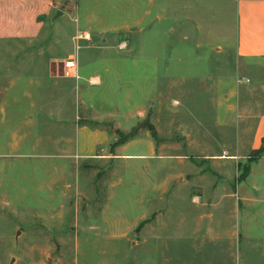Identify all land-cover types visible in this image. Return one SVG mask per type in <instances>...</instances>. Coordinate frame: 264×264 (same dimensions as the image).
Returning a JSON list of instances; mask_svg holds the SVG:
<instances>
[{
	"label": "rangeland",
	"instance_id": "374dc122",
	"mask_svg": "<svg viewBox=\"0 0 264 264\" xmlns=\"http://www.w3.org/2000/svg\"><path fill=\"white\" fill-rule=\"evenodd\" d=\"M68 3L71 4L68 14L56 22L61 42H57L55 33L44 56L67 57L72 50L81 73L98 70L103 74L101 87H91L79 80L93 97L90 117L99 108L121 116L123 111L137 106L142 110L138 117L145 113L146 89L150 82L153 91L155 85L157 88L161 84L159 80L146 79L151 69L144 63V57L151 55H161L163 64L159 66L170 80H177L170 94L180 100L178 107L183 109L195 104L193 97H184V92L200 96L199 76L212 74L214 80L228 85L238 78L233 46L226 42L221 51L215 47L223 44L220 37L206 38L207 46L196 49L191 42L181 44L167 34L169 47H151L148 32L136 34L128 28L136 21L143 26V2L68 0ZM61 6L64 8L63 2ZM109 8L119 11L113 21L120 30L113 34L96 31L92 41L81 42L77 47L78 39L89 34L87 29L108 25L110 18L103 12ZM134 8H140L138 17L130 14ZM204 18L206 24L213 23L211 17ZM164 23L167 27L172 19ZM179 23L177 19L174 26ZM75 31L78 36L73 42L70 36ZM138 37L143 43L135 50ZM6 43L0 42V69L14 54L23 55L24 51L26 56L36 54L22 42L12 43V49L6 52ZM134 57L138 58L137 64L133 63ZM59 65L61 72L63 63ZM106 66L111 68L110 73H105ZM25 70L20 74L24 75ZM243 75L249 79V84L242 86L244 89L264 84V60H241L238 76ZM247 91L242 92L243 97H250ZM71 99L74 103L65 106L63 115L74 118L79 114L80 123L89 121L107 128L111 143L120 136L117 130L133 134V138L141 133L152 136L158 147L162 142L167 144L168 153L185 157L164 161L158 156H119L103 162L71 163L61 157L55 143L36 141L42 130L55 126H44L40 116L28 111L25 99L20 106L9 102L5 107L8 116L0 117V141L11 142L0 155V264H264V234L258 233L256 226L262 225L264 211L256 208V198L245 188L247 185L252 188L258 169L248 182L240 185L246 191L232 192L233 183L239 174L248 171L257 150L233 162L225 158L210 162L192 149L194 129L178 128L163 112L146 113L135 125L120 129L115 127V114L105 120L85 118L79 112L75 93ZM152 99L150 102L157 101L156 97ZM17 114L20 119L16 121ZM187 116L185 121L192 126V119ZM30 119L35 121L31 123ZM123 122L127 125V118ZM151 122L155 124L153 129H149ZM122 151L146 154L148 149L143 141L128 144Z\"/></svg>",
	"mask_w": 264,
	"mask_h": 264
},
{
	"label": "crops",
	"instance_id": "0c3cea01",
	"mask_svg": "<svg viewBox=\"0 0 264 264\" xmlns=\"http://www.w3.org/2000/svg\"><path fill=\"white\" fill-rule=\"evenodd\" d=\"M131 1L143 2L144 22L143 26H140L136 21L128 28L133 29L136 34L142 31L148 32L147 38L151 40V47H169L167 34L170 39L174 36L181 44L191 42L192 47L196 49L207 46L206 38L220 37L223 44H216L215 47L221 51L226 42L228 46H233L237 60L238 78H246L245 75L238 76L241 60L246 62L264 60V0ZM62 2L64 8H61ZM70 6L68 0H0V42L4 40L8 42L6 46L3 45L5 51L12 49V43L21 44L20 42H22L24 47L28 46L27 48L34 49V53H36L32 57L26 56L27 51L22 52L23 55L14 54L12 59L7 58L6 65L0 69V117L8 116L5 107L9 102L19 106L27 103L28 111H34V115L40 116L42 118L40 121L44 126H55L54 129L42 130L36 141L44 144L55 143L61 157L70 159L71 163L103 162L106 159L115 160L119 156H143L146 158L158 156L164 161L185 157V154L168 153L166 151L167 144L162 142L163 144L158 147L152 136L146 134V136H142L141 133L112 152L110 149L112 136L107 128L89 121L80 123L79 114L74 118L63 115L65 106L68 103H71L72 106L74 103L71 96L75 93L79 103V112L84 113L85 118L90 117V107L94 104L93 97L88 90H84V84H80L79 80L87 82L91 87H101L104 84V76L98 70L81 73L79 61L78 77L66 74L64 62L75 56L72 50L67 57L45 59L44 54L49 52L54 37L57 38L58 43L61 42L59 40L61 30L59 26L57 27L56 22L59 17L68 14ZM139 11L140 8H134L131 9L130 14L132 17H138ZM103 13L110 18V22L105 27L101 29L99 27L96 30L94 28L87 29L86 33H89L85 35L87 38L82 35L83 38L81 36L77 42L75 40L78 36L77 31L71 34L70 39L76 44L78 43L77 47L81 42L92 41L96 36V31L112 32L111 34H113L120 30L121 27H117L113 21V18L119 15V11L109 8ZM206 16L211 17L210 23L213 21L211 25L205 23L204 17ZM169 19H172V23L165 27L164 22ZM177 19L180 20V23L174 26ZM214 23L217 26H213ZM155 30L157 31L156 35H151ZM55 33L57 36H54ZM90 35L92 38L88 40ZM142 43V38H135L133 48L136 50L141 47ZM162 58L161 55L144 57V63L151 69L150 77L146 79L148 81H151L150 79L159 80L161 84L157 88L155 85V91H153V84L150 82V87L146 89L147 94L144 102L146 108L143 115L149 112H163L165 118L176 122L174 125H177L178 128L181 127L184 130L191 127L194 129L195 145L192 146V149L198 152L199 157L203 160L210 162L224 158L233 162L248 157L251 151H256L262 145L264 146V84L244 89L242 86L249 83H239L238 78L235 83L228 85L222 80H214L212 74L202 75L197 78L198 87L201 89V92H198L200 96L196 97L194 93L192 96L188 94V91L184 92V97H193L195 104L193 106L188 104L189 106L183 109L178 107L181 105L180 100L177 101L170 94L171 91L173 93L178 82L170 80L168 74L159 66L163 64L161 63ZM137 62L138 58L134 57L133 63L137 64ZM148 62L151 66L148 65ZM59 63H63L64 70L61 66V72ZM22 70H25L24 75L20 74ZM154 70L155 74L153 75ZM104 71L110 73L111 68L106 66ZM255 89L259 92L254 93ZM244 90H248L250 97H243ZM155 97L157 101L150 102ZM23 99H25L24 103H22ZM141 111L136 106L123 111L119 116L115 112L106 113L99 108L97 114L90 118L105 120L115 114V127L126 129L135 125L138 118H143V115L138 117ZM18 114L15 117L16 121L20 119ZM187 115L192 119V126L185 121L184 117L186 116L188 119ZM126 118L127 125L123 122ZM121 119L123 120L121 121ZM34 121V119H30L31 123ZM151 123L152 126H155L154 122ZM143 141L148 149L146 154H127L122 151L128 144H140ZM9 145L11 142L8 140L7 143L0 141V155L1 151L6 148L5 146ZM256 168L258 171L255 173L252 188L249 185L245 188L256 198V208H262L264 211V185L262 184L264 180L262 177L264 175V152L261 156L250 161L246 177L233 183L232 192H241L240 185L243 182H248L247 180L254 174ZM260 172L262 178L258 177ZM241 198L243 200L242 196ZM261 220L262 225L256 224L257 231L264 234V215Z\"/></svg>",
	"mask_w": 264,
	"mask_h": 264
},
{
	"label": "trees",
	"instance_id": "16d2710c",
	"mask_svg": "<svg viewBox=\"0 0 264 264\" xmlns=\"http://www.w3.org/2000/svg\"><path fill=\"white\" fill-rule=\"evenodd\" d=\"M117 133L120 136H119V138H117L115 141H113L110 144L111 151H113V149H114L115 146H117L119 144H122V143H124V142H126V141H128V140H130V139L133 138V134H126L125 135L123 132H121L119 130H117ZM153 135H154L155 138H158V136L155 133ZM262 147H264V146H262ZM262 147L256 151V152H258L257 155H256V157H254V158L252 157L251 160H253V159H255V158H257V157H259V156H261L263 154L264 149ZM247 172L245 174L244 173L240 174L238 176V180L244 179L246 177V175H247Z\"/></svg>",
	"mask_w": 264,
	"mask_h": 264
},
{
	"label": "built area",
	"instance_id": "2783aa9c",
	"mask_svg": "<svg viewBox=\"0 0 264 264\" xmlns=\"http://www.w3.org/2000/svg\"><path fill=\"white\" fill-rule=\"evenodd\" d=\"M65 72L66 74H69L74 77H78V60L77 56H74L72 58H69L64 62ZM249 79L247 78H238L239 83L248 82Z\"/></svg>",
	"mask_w": 264,
	"mask_h": 264
},
{
	"label": "water",
	"instance_id": "95a60500",
	"mask_svg": "<svg viewBox=\"0 0 264 264\" xmlns=\"http://www.w3.org/2000/svg\"><path fill=\"white\" fill-rule=\"evenodd\" d=\"M149 127H150V129H153V126L152 125H150Z\"/></svg>",
	"mask_w": 264,
	"mask_h": 264
}]
</instances>
